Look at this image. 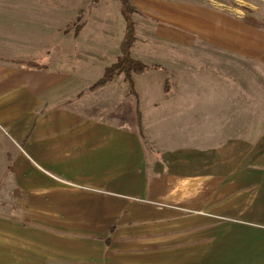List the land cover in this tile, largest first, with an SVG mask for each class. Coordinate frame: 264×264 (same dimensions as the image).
Returning <instances> with one entry per match:
<instances>
[{
  "label": "crops",
  "instance_id": "1",
  "mask_svg": "<svg viewBox=\"0 0 264 264\" xmlns=\"http://www.w3.org/2000/svg\"><path fill=\"white\" fill-rule=\"evenodd\" d=\"M8 1L0 4V23H20V15L14 14L24 8ZM131 1L144 18L175 37H192L217 54L264 68V31L242 17L187 1ZM5 38L0 34L2 51L20 52L23 42ZM132 57L144 62L133 52ZM15 60L24 59L0 56V264H198V246L208 253H241L253 243L249 252H254L256 239L246 231L264 227V176L254 180L250 194V187L238 182L184 179L180 173L170 179L165 171L171 167L156 159L160 156L143 160L137 148L149 136L137 132L123 133L127 150L118 165L117 133L101 134L100 119L46 116V110L63 111L68 104V72ZM209 90L206 100L168 101L143 89L142 108H171L175 120L188 118L189 141L215 136L218 143H228L215 156L227 158L235 147L245 149V120L234 119L230 132L228 101L217 95L225 90ZM49 94L55 97L48 100ZM213 124L221 129L213 130ZM197 125L203 126L200 131ZM37 126L40 131L32 140ZM79 126L93 131L79 132ZM21 144L31 156L42 158L45 167L21 163ZM190 144L188 150L213 157L211 145ZM253 159L264 168V152ZM207 162H202L205 169ZM249 206H255L248 211L251 220L242 217ZM246 225L254 228H240ZM214 244L220 248L211 250ZM259 244L256 252H264V240ZM174 252L187 257L171 262Z\"/></svg>",
  "mask_w": 264,
  "mask_h": 264
},
{
  "label": "rangeland",
  "instance_id": "2",
  "mask_svg": "<svg viewBox=\"0 0 264 264\" xmlns=\"http://www.w3.org/2000/svg\"><path fill=\"white\" fill-rule=\"evenodd\" d=\"M12 1L16 2L14 5H21L25 10L22 9L20 14H14L20 15V23L2 21L0 24H4L5 27H0V34H3L5 39H15L23 44L18 46L20 52L16 53H5L0 47V56L17 57L25 61L34 60L37 64L50 67L56 72H68L70 76L68 104L63 107V111L46 110V116L79 115L90 118L91 122L100 119L101 134L117 133L118 165H121L127 150L126 142L122 138L125 135L123 133L137 132L149 136L148 140H140L143 142V148H137L142 151L143 160L146 156L149 161L153 156H160V159L159 157L156 159L165 160L164 162L171 167L165 171L170 179L180 173L181 176H185L184 179L238 182L250 187L249 190L252 189L255 179L264 176V168L256 166V159H253L258 153L264 152L263 67L259 68L250 62H241L233 57L217 54L192 37H175L171 30L144 18L132 2L138 11L133 15L137 32L132 52L134 56L141 57L149 69L144 74L133 75V86L124 74H118L106 87L92 89L102 78L105 69L120 56V43L125 25L119 1ZM176 1L213 5L225 9L264 31V0ZM7 2L9 3L8 0H0V4ZM212 87L225 90L217 95L228 101V108H225V111L230 118V132L234 126V119L241 117L240 121L242 118L245 120L243 135L245 149L240 151L235 147L232 150L235 154L227 158L215 156L216 152L225 150V145L228 144L221 140L218 143L214 140L215 136H209L208 140L196 137L189 141V135L185 134L190 129L188 118L175 120L169 115L173 111L171 108L165 105H162L161 109L142 108L141 97L143 93L147 95L143 89L151 90L148 95L154 99L182 101L190 98L201 101L210 96L209 89ZM50 97L55 95H50L48 100H52ZM232 104L235 108H232ZM157 113L160 116H157ZM221 122L225 123L224 119ZM40 127L37 126V129ZM202 127L199 125L197 129L200 131ZM212 128L218 132L221 126L213 124ZM76 129L74 128V131ZM78 130L83 133L93 131L86 126H79ZM39 131L38 129L31 134L32 140ZM241 136L242 134H239V138ZM10 137L12 135L6 131L5 138ZM189 144L190 147L211 145L208 149L211 150L213 157H204L201 156L204 152L188 150ZM20 147L21 163L26 164V161H29L45 167L42 158L30 155L31 151L26 144H21ZM162 152H165L164 156ZM135 153L138 155V151L134 152V155ZM205 159L209 161L206 169L202 167ZM249 191L248 194L252 192ZM249 209L255 210V206L247 208L242 216L244 219H252L248 213ZM261 215L264 217V214ZM197 225L200 226L197 227L198 230H204L199 221ZM240 228L252 230L254 226L246 225ZM258 228L253 232L246 231L253 234L256 239L254 252H249L253 249V243L251 247H244L241 253L215 251L208 253L205 246H198L196 254L198 264H264V252H256L261 248L259 243L264 240V227ZM200 240L205 241V238L201 236ZM219 248L214 244L211 250ZM184 257H187V253L178 255L174 252L170 260L172 262Z\"/></svg>",
  "mask_w": 264,
  "mask_h": 264
},
{
  "label": "trees",
  "instance_id": "3",
  "mask_svg": "<svg viewBox=\"0 0 264 264\" xmlns=\"http://www.w3.org/2000/svg\"><path fill=\"white\" fill-rule=\"evenodd\" d=\"M121 5V14L124 21V36L120 43V56L117 60L105 69L102 78L92 87V89H100L106 87L118 74H124L133 86V75L144 74L149 68L140 60L132 57V49L136 42L137 28L133 20V15L138 13L131 0H118ZM16 63L26 65L31 68H42L35 61L15 60ZM158 68V67H157ZM167 86V84H166ZM167 89V88H166ZM168 90H166L167 92Z\"/></svg>",
  "mask_w": 264,
  "mask_h": 264
}]
</instances>
